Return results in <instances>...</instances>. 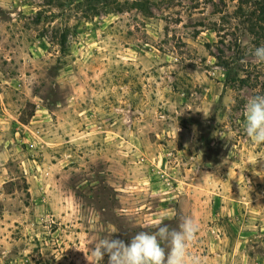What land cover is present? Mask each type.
Instances as JSON below:
<instances>
[{
	"label": "rangeland",
	"instance_id": "1",
	"mask_svg": "<svg viewBox=\"0 0 264 264\" xmlns=\"http://www.w3.org/2000/svg\"><path fill=\"white\" fill-rule=\"evenodd\" d=\"M146 1L0 0V264H89L184 216L203 264H264L261 1Z\"/></svg>",
	"mask_w": 264,
	"mask_h": 264
},
{
	"label": "clouds",
	"instance_id": "2",
	"mask_svg": "<svg viewBox=\"0 0 264 264\" xmlns=\"http://www.w3.org/2000/svg\"><path fill=\"white\" fill-rule=\"evenodd\" d=\"M257 64L264 63V45L249 50ZM244 130L256 144L264 143V95L251 96L244 110ZM154 231H140L127 242L119 238H103L92 242L89 264H100L105 255L108 264H203L190 252L197 239L199 225L191 216L181 218L176 228L158 221Z\"/></svg>",
	"mask_w": 264,
	"mask_h": 264
},
{
	"label": "trees",
	"instance_id": "3",
	"mask_svg": "<svg viewBox=\"0 0 264 264\" xmlns=\"http://www.w3.org/2000/svg\"><path fill=\"white\" fill-rule=\"evenodd\" d=\"M108 0H88V2H94L96 6L100 5L101 3L106 5ZM241 1V0H240ZM260 7H259V13L257 18L255 19V23L250 24V30L249 33L254 37V42L256 46H259L261 42H264V28L260 25V23L264 22V0H259ZM112 4L116 3L115 1L110 2ZM117 5V4H116ZM132 8L138 9L145 13L146 15H149V7L147 5L146 0H133L132 2ZM94 14H97L99 10H95Z\"/></svg>",
	"mask_w": 264,
	"mask_h": 264
}]
</instances>
